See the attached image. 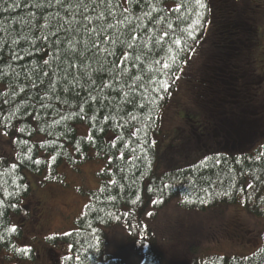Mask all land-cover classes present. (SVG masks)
<instances>
[{"label":"trees","instance_id":"trees-1","mask_svg":"<svg viewBox=\"0 0 264 264\" xmlns=\"http://www.w3.org/2000/svg\"><path fill=\"white\" fill-rule=\"evenodd\" d=\"M217 1L202 0L206 8L193 40L184 29L196 0H112L119 8L114 18L105 16L107 23L123 20L124 8H130L132 19L104 33L86 30L103 21H84L82 9L71 14L68 3L80 0H64L63 6L56 0H0V264H40L35 249L26 248L27 255L15 251L26 226L14 217L27 213L24 202L32 193L25 172L45 174L42 187L69 188L62 166L80 179L91 166L93 186L74 187L87 198L74 229L44 239L46 247L64 250L55 264H181V259L184 264H264V138L243 153L227 152L222 143L230 123L248 122L245 113L264 81V62L259 72L252 59L254 48L264 54V0H259L263 11L249 0H228L227 18L215 20ZM105 6L85 15L95 16ZM152 6L156 11L145 16ZM236 9L241 22L230 15ZM214 26L220 30L216 46ZM164 32L169 34L155 43ZM177 37L184 41L179 48L173 43ZM205 45L211 61L191 62ZM216 47L228 51L218 53ZM165 61L171 69L158 71ZM153 78L169 81L167 95L151 91L159 87ZM191 90L203 98L196 101ZM183 92L177 118L169 123L173 136L165 142L164 113ZM78 126H86L87 135L79 134ZM204 199L208 202L201 203ZM172 203L178 213L212 214L235 206L254 216L261 227L257 239L240 238L251 253L207 254L190 227L188 238L195 241L186 242L188 259L180 258L178 214L166 222L161 215ZM156 221L168 226L165 241L158 238ZM117 229L134 246L135 261L108 252V233Z\"/></svg>","mask_w":264,"mask_h":264},{"label":"rangeland","instance_id":"rangeland-1","mask_svg":"<svg viewBox=\"0 0 264 264\" xmlns=\"http://www.w3.org/2000/svg\"><path fill=\"white\" fill-rule=\"evenodd\" d=\"M249 1L253 3L254 9L256 11H263V9L260 7L259 0ZM240 2H242V0ZM227 4L228 0H218L216 2L215 5L217 10L213 15V18L215 20H222L227 18L226 13L229 12L227 10ZM230 15L236 20L241 19V16L240 14H238L237 9L233 10L232 14ZM242 16L243 19H248L245 13H243ZM240 25V27H242V25L245 24L241 23ZM219 36L220 30L216 29L215 27V46ZM238 37L243 38V32H241ZM212 42L213 35L211 38V43ZM203 48L206 50V45ZM207 51L208 50L204 51L203 53H200V55L191 62H210L211 55L208 54H211V52ZM216 51H218V53H224L228 50L221 48L219 51V49L216 47L215 52ZM215 52L214 56L218 54ZM203 54L204 58L200 60V56ZM252 59L256 64L255 66L258 67L257 70L259 72L262 71L259 65L262 64L261 62H264V54L259 52L258 49L254 48L252 53ZM233 60L234 58L232 59V61ZM209 80L210 79L208 78L207 81L209 82ZM207 81H204V83H207ZM260 84L261 87L256 90V92L259 93L258 100H255L254 107L247 108L248 110L245 113V116L249 117L246 119H248V126L251 129L248 133H245L243 131L241 135L249 139L248 142L244 144L245 147L238 148L239 150H250L256 145L259 140L264 138V81L260 82ZM208 86H210V83H208ZM186 93L187 92L179 93L180 96H178L177 99L173 100L170 103L168 109L164 113V123H161V128L167 130V135L164 137L163 135H161L160 137H163L162 139H164L165 142H168L173 136L174 125H171L169 123H171L177 118V114L175 112V109L177 108V101L186 98ZM190 96L195 97L196 101H199L203 98L202 95L198 94V92H196L195 90H191ZM192 97H189L188 101L191 103L190 100H193L196 104L195 99ZM232 128L235 133H237V131L241 129L237 126ZM77 131L81 135H87L88 133L86 126H78ZM229 132L231 133V131ZM163 133H165L164 130ZM225 134L227 135V133ZM233 135L234 134H232V136ZM241 135L238 136L240 137ZM262 143H264V141H262L260 144ZM84 170L86 173L83 171V177L80 179L68 167L62 166L60 168V172H63L65 175V181L70 184L69 188L54 183L42 187L39 182L43 181L45 174L41 176H35L30 174L29 172H25L32 193L30 199L24 202V206L27 208V213L14 217V222L16 224H25L26 226V234L23 235V238L17 243V245L21 248L35 249L38 254L37 260L40 264H55L58 262V260L64 253L63 249L59 250L54 249L52 247H46L44 239L50 235H62L74 229V219L80 213L81 209L87 202V198L77 194L74 190V187L81 185L93 186V179L90 174L92 172V167L86 166L84 167ZM175 214H178L179 217L178 222L175 225L176 227H178V234L181 235L183 233L182 239H180L179 242L180 251H178V254H180V258L181 256L185 258L188 257L187 253L189 245L186 244V242L191 243L195 241L194 238H188V236L191 235L190 231H193V234L198 237V247L200 248V250H207V254L218 255H244L251 253L250 251L245 250L244 240L249 239V242H252L253 239H257V234L261 231L259 222L256 218H254V216L248 214L245 211H241L235 206H227L223 210H219L212 214H187L181 212L178 213L176 211L175 205L172 203L167 208H165L163 212H161L162 219L165 218V222L169 218H171L170 220L175 218ZM206 219H208L207 224H201ZM155 224V228L158 233V238L160 239V241H165L163 237L168 236V226L166 229H164L162 224L165 223L160 221H156ZM190 227L195 228L192 230L190 229V231H188ZM244 232H247L251 236L249 238L244 237L242 235V233ZM108 234V252L112 253V255L115 257L123 258L125 260H128L129 262L134 260V256H136V250L134 246L129 245L126 240L123 239L124 232L122 230L117 229L109 232ZM241 237H243L244 240H240ZM246 249H252L254 251V248L246 247ZM175 259L177 260V257ZM184 263H186V261H183L181 259V264Z\"/></svg>","mask_w":264,"mask_h":264},{"label":"snow or ice","instance_id":"snow-or-ice-1","mask_svg":"<svg viewBox=\"0 0 264 264\" xmlns=\"http://www.w3.org/2000/svg\"><path fill=\"white\" fill-rule=\"evenodd\" d=\"M56 2H57V4H60L61 6L64 5V0H56ZM130 2H131V0H130ZM102 6H105L103 12H100L99 14H97L95 16H93V15H85V13L88 12L89 8H92L93 12H95L97 8H100ZM37 7H39V5H37ZM68 8H69V11L71 12L72 15H75L76 11H80L82 9L80 14H81V17H82V19L84 21H88V22H92L94 20L103 21V23L101 25L97 26L96 28L86 29L87 31H89L91 33H97V32L104 33L108 29H113V28L119 29L122 24L130 23V21L132 19L131 14H130V8H124L123 12H122V15H124V14H127V15H124V19L123 20H116L115 23H107V21L105 20V16L114 18L116 10L119 8V5L118 4H113L112 0H89L88 3H85V0H80V2L78 4H76V5L68 3ZM180 8H181V6L177 5L176 10L180 11ZM205 8H206V5L202 2V0H196V8L195 9H192V8L189 9V12H193L194 11V17L192 18L191 23L188 24L187 28L184 29V31L186 32L188 38L193 39V40L195 39V31H197L199 29V27H200L201 19H202L203 15H204V11L203 10ZM152 11H156V8L154 6H152V9H151L150 12L145 13V16H151ZM182 15H183V13H182ZM157 23H159V22H157ZM167 28L168 29H172L173 25L171 23H168L167 24ZM58 31H59V29H58ZM120 34L123 35V32H121ZM168 34H169L168 32H164L163 35L158 37V38H156L154 42L155 43H159ZM105 39H107V37H105ZM131 39H132V41H135L137 39V37L135 35H133L131 37ZM120 42L124 43V41H120ZM173 43L175 44V46L177 48H179L184 43V41L181 38L177 37L176 39L173 40ZM92 47L95 48L96 44L93 43ZM145 47H147V44H145ZM128 48H130V49L133 48V44L132 43H128ZM101 50L102 51H106V49H101ZM171 51H172V49L170 48L169 52H171ZM80 55H83V53H80ZM136 59L139 60L140 57L137 56ZM171 59L173 61H175V56L171 57ZM45 63H47V61H45ZM156 63L160 64L161 61H156ZM84 67L87 68V65H84ZM171 67H172V65L169 64L167 61H165V62L162 63V68L159 69L158 71L165 72V70H170ZM125 71H126V69H125ZM136 79L140 80L141 78L140 77H136ZM152 82L157 83L159 85V87L152 88L151 89L152 92L157 93V94L164 93L165 95H167L168 89L170 87V84H169V81L166 78L163 79V80H156L155 78H153ZM159 99L163 100L164 96H160ZM153 103H156V101L153 100ZM81 111H83V109H81ZM70 118L71 117H69V119ZM133 119H135V118L133 117ZM56 123H60V121H56ZM20 131H23V129H20ZM29 151H31V150H29ZM35 163L39 164V163H41V161L40 160H36ZM13 183H15V181H13ZM113 183H115V181H113ZM248 187L251 188L252 185H248ZM225 195H227V193H225ZM185 202L186 203H192V201L190 199H188V198H185ZM200 202L201 203H207L208 201L206 199H204V200H201ZM133 203H135V202H133ZM152 203L156 204V203H158V201L153 200ZM149 215H151V213H149ZM9 231L15 232L16 229L15 228H11V229H9ZM0 238H3V237H0ZM15 251L17 253H23L24 255L28 254V249H26V248H16Z\"/></svg>","mask_w":264,"mask_h":264},{"label":"flooded vegetation","instance_id":"flooded-vegetation-1","mask_svg":"<svg viewBox=\"0 0 264 264\" xmlns=\"http://www.w3.org/2000/svg\"><path fill=\"white\" fill-rule=\"evenodd\" d=\"M213 136H214V137H215V136L217 137L216 134H214ZM230 139H231V141H230L229 139L225 138V136H223V141H222V143L224 144L225 147H228V146L233 147V146L236 144V141H235L233 138H230ZM220 143H221V142H218V144H220Z\"/></svg>","mask_w":264,"mask_h":264},{"label":"water","instance_id":"water-1","mask_svg":"<svg viewBox=\"0 0 264 264\" xmlns=\"http://www.w3.org/2000/svg\"><path fill=\"white\" fill-rule=\"evenodd\" d=\"M246 142H248V141L247 140L243 141V143H246ZM239 145H240V143H239ZM241 146L244 147V144H241Z\"/></svg>","mask_w":264,"mask_h":264}]
</instances>
